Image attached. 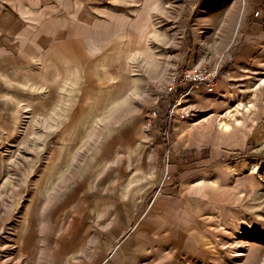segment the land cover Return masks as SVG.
<instances>
[{
  "label": "rangeland",
  "instance_id": "obj_1",
  "mask_svg": "<svg viewBox=\"0 0 264 264\" xmlns=\"http://www.w3.org/2000/svg\"><path fill=\"white\" fill-rule=\"evenodd\" d=\"M167 3V11L159 19L168 39L165 56L154 64L156 67L137 62L136 93L129 95L135 97V109L124 108L131 105V99L125 96L128 102L120 104L124 109L102 112L105 119L135 121L132 149L141 154L136 160L145 165L143 171L136 173L130 189L124 190L126 176L117 186L122 199L120 216L127 210L130 215L129 222L120 223V233L129 229L117 248L123 253L120 261L261 264L264 0ZM1 9L0 27L7 25V32L11 33L1 35L0 29V38L6 48L14 49L11 34L20 20L10 9ZM257 23L263 29L255 34ZM7 38L11 45L6 44ZM187 65L217 68V76L205 86L184 84L177 91H169L172 71ZM1 87L0 264H14L15 233L49 232V203L69 191L64 181L66 174L79 175L87 170L90 159L103 168L131 156L124 153L126 150L114 152L120 143L107 142L102 136L98 141L100 134L111 127L108 125L83 127L81 135L76 136L83 138L80 141H44L42 129L48 127H33L30 108L23 109L22 102L17 100H21V95ZM236 100L242 103L234 117L238 123L230 118L233 126L229 133L218 129L219 118L227 111L236 112ZM89 112L94 119L100 117L99 111ZM153 113L148 126V117ZM157 143L163 145L161 153L151 157L148 152ZM53 151L63 155L53 166L54 173L61 174V181L52 180L50 188L38 195L42 183L39 174L48 169ZM101 171L100 168L97 172ZM30 217L34 218L28 221ZM60 219L63 220V214ZM237 228L248 230L250 235L245 240L235 238L232 232ZM235 252L243 255L234 256Z\"/></svg>",
  "mask_w": 264,
  "mask_h": 264
},
{
  "label": "crops",
  "instance_id": "obj_2",
  "mask_svg": "<svg viewBox=\"0 0 264 264\" xmlns=\"http://www.w3.org/2000/svg\"><path fill=\"white\" fill-rule=\"evenodd\" d=\"M167 4V0H0V9H10L20 20L11 34L14 49L6 48L0 38L1 90L21 95L17 100L23 109L30 108L33 127H48L42 129L44 141H80L83 138L76 136L83 127L108 125L98 141L102 136L120 143L114 152L126 150L131 156L103 168L90 159L87 170L66 174L69 191L49 203V232L15 233L14 264H131L121 262L123 253L117 251L129 231L120 233V223L130 221L128 210L120 216L117 186L126 176L124 190L130 189L145 165L132 149L135 121L105 119L102 112L135 109V97L129 95L136 93L137 62L156 67L165 56L168 39L159 19ZM0 29L1 35L11 33L7 25ZM258 29H263L259 23L255 34ZM6 41L11 45L10 39ZM125 96L131 105L123 108ZM89 111H99L100 117L92 118ZM162 148L157 143L148 153L153 157ZM62 157L55 151L49 155L50 165L38 177L42 181L38 195L50 188L52 180L61 181L53 166ZM57 212L63 220L61 214L55 217ZM37 221L42 222L38 217Z\"/></svg>",
  "mask_w": 264,
  "mask_h": 264
},
{
  "label": "built area",
  "instance_id": "obj_3",
  "mask_svg": "<svg viewBox=\"0 0 264 264\" xmlns=\"http://www.w3.org/2000/svg\"><path fill=\"white\" fill-rule=\"evenodd\" d=\"M216 76L217 68L215 70L207 65L185 66L179 69L175 68L168 81V90L177 91V89L184 84L194 85L196 87L199 85L205 86L212 83ZM153 117L154 113L148 117V126L151 125Z\"/></svg>",
  "mask_w": 264,
  "mask_h": 264
},
{
  "label": "bare ground",
  "instance_id": "obj_4",
  "mask_svg": "<svg viewBox=\"0 0 264 264\" xmlns=\"http://www.w3.org/2000/svg\"><path fill=\"white\" fill-rule=\"evenodd\" d=\"M264 82V81H261ZM235 108H236V112L232 113L231 111H227L222 118H219L217 121V128L223 131H230L232 129V122L229 120L230 118H234L236 116L237 113L240 112V108L242 103L239 100L235 101ZM234 120H236V122L238 123V119L234 118ZM235 238H239L242 240H245V238L250 235L248 230L243 229V228H237V230L235 232H232ZM264 232H261V236L264 235ZM244 242V241H243ZM243 255L241 252H235L234 256H240ZM254 263V262H253ZM261 264H264V260L262 261Z\"/></svg>",
  "mask_w": 264,
  "mask_h": 264
}]
</instances>
